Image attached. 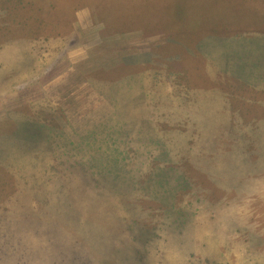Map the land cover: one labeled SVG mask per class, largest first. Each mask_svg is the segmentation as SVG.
Returning a JSON list of instances; mask_svg holds the SVG:
<instances>
[{"label": "rangeland", "instance_id": "rangeland-1", "mask_svg": "<svg viewBox=\"0 0 264 264\" xmlns=\"http://www.w3.org/2000/svg\"><path fill=\"white\" fill-rule=\"evenodd\" d=\"M178 3L102 38L75 2L0 80L36 141H0V264H264V0Z\"/></svg>", "mask_w": 264, "mask_h": 264}, {"label": "trees", "instance_id": "trees-1", "mask_svg": "<svg viewBox=\"0 0 264 264\" xmlns=\"http://www.w3.org/2000/svg\"><path fill=\"white\" fill-rule=\"evenodd\" d=\"M75 2L92 4L93 19L104 25L102 38L136 30L147 34L172 32L175 21L156 20L155 17L175 13L179 4V0H0V53L6 51L13 60L1 66V81L19 72L16 69L27 68L24 63L32 58L28 47L40 46L38 41L45 39L42 36L61 34L58 35V49L75 44V35H62L74 17ZM12 48H16L17 53H11ZM0 136V141H9L11 147L17 143L21 149L25 143H36L29 133H17L9 128L1 130ZM9 235L12 233L6 231L5 237Z\"/></svg>", "mask_w": 264, "mask_h": 264}]
</instances>
